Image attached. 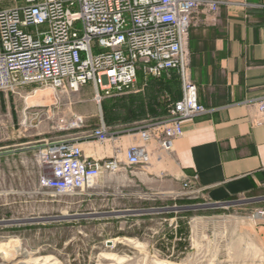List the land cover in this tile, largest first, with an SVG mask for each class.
Wrapping results in <instances>:
<instances>
[{
	"label": "rangeland",
	"instance_id": "374dc122",
	"mask_svg": "<svg viewBox=\"0 0 264 264\" xmlns=\"http://www.w3.org/2000/svg\"><path fill=\"white\" fill-rule=\"evenodd\" d=\"M40 87H25L21 95L0 92L2 146L29 142L0 157V264H264V218L255 216L264 209V194L213 202L208 188L175 198L170 192L182 185L170 190V175L142 167L103 173L71 195L42 189V138L81 136L102 121L120 128L145 118L130 121L118 111L109 123L105 105L121 103L114 96L98 103L91 85L70 95ZM13 238L19 246L9 243Z\"/></svg>",
	"mask_w": 264,
	"mask_h": 264
},
{
	"label": "built area",
	"instance_id": "2783aa9c",
	"mask_svg": "<svg viewBox=\"0 0 264 264\" xmlns=\"http://www.w3.org/2000/svg\"><path fill=\"white\" fill-rule=\"evenodd\" d=\"M23 1L0 9V92L21 95L23 88L36 84L70 95L91 85L94 99L101 103L133 89L139 73L160 77L176 70L182 82V97L169 100L163 116L120 128L102 121L81 136L42 138L37 151L44 171L41 188L71 195L92 185L103 173L121 167L149 168L155 162L159 165L162 156L171 157L172 142L184 134L183 122L207 111L191 76L190 28L199 10L216 13L226 1ZM31 27L35 29L29 31ZM258 107L264 120V99ZM76 119L82 122L81 117ZM122 134L132 141L125 147L115 146L111 157L94 160L85 155L83 137L104 146ZM153 140L158 145L155 153L149 149ZM208 188L193 174L183 179L180 191L171 194L191 198ZM255 216L264 218V209Z\"/></svg>",
	"mask_w": 264,
	"mask_h": 264
},
{
	"label": "crops",
	"instance_id": "0c3cea01",
	"mask_svg": "<svg viewBox=\"0 0 264 264\" xmlns=\"http://www.w3.org/2000/svg\"><path fill=\"white\" fill-rule=\"evenodd\" d=\"M225 1L216 13L208 9L196 13L187 43L191 76L207 111L185 120L183 136L172 142L171 157L162 156L159 165L150 166L154 175L161 176L157 174L161 171L170 175V190L197 174L199 183L209 187L207 194L213 202L264 194V120L258 107L264 99V0ZM15 6L17 2L0 0V9ZM135 88L114 96L116 104L127 105L126 99L144 103L141 117L130 121L163 116L168 111L163 99L182 97L176 70L160 77L139 73ZM131 141V136L122 134L117 141L100 146L90 137L82 138L85 155L94 160L111 157L115 146L125 147ZM1 142L0 157L2 150L29 143L3 147ZM149 149L158 151L156 140Z\"/></svg>",
	"mask_w": 264,
	"mask_h": 264
},
{
	"label": "trees",
	"instance_id": "16d2710c",
	"mask_svg": "<svg viewBox=\"0 0 264 264\" xmlns=\"http://www.w3.org/2000/svg\"><path fill=\"white\" fill-rule=\"evenodd\" d=\"M148 106H150V103H148ZM143 109H144V103L142 101H133L130 105L121 104L120 107L116 109H110L106 105L104 107L106 118L109 123L113 122V119L116 117V114H118V111L119 112L123 111L122 114H125L126 117L128 115H131L132 118H129V119H134V118L141 117L142 115L141 113Z\"/></svg>",
	"mask_w": 264,
	"mask_h": 264
},
{
	"label": "bare ground",
	"instance_id": "6f19581e",
	"mask_svg": "<svg viewBox=\"0 0 264 264\" xmlns=\"http://www.w3.org/2000/svg\"><path fill=\"white\" fill-rule=\"evenodd\" d=\"M44 92H46V91L41 92L38 96L43 95ZM49 95H52V94L49 93V94L47 95V97H48ZM38 96H37V97H38ZM30 97L32 98V97H34V96H29V97L27 98V101L31 104L34 98L31 99V100H29ZM149 169H153V168H152V167H149ZM19 240H20L19 238H13V239L10 240L9 243H11V244H12V243H15V247H17V246H19V244H20ZM13 245H14V244H13ZM17 249H18V248H17ZM18 252H19V251H18Z\"/></svg>",
	"mask_w": 264,
	"mask_h": 264
},
{
	"label": "water",
	"instance_id": "95a60500",
	"mask_svg": "<svg viewBox=\"0 0 264 264\" xmlns=\"http://www.w3.org/2000/svg\"><path fill=\"white\" fill-rule=\"evenodd\" d=\"M264 228V227H263Z\"/></svg>",
	"mask_w": 264,
	"mask_h": 264
}]
</instances>
